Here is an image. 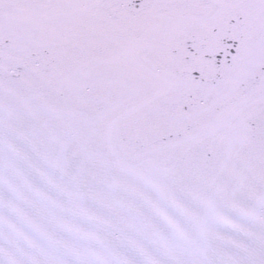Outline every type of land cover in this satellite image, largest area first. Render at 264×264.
<instances>
[{
	"label": "snow or ice",
	"instance_id": "obj_1",
	"mask_svg": "<svg viewBox=\"0 0 264 264\" xmlns=\"http://www.w3.org/2000/svg\"><path fill=\"white\" fill-rule=\"evenodd\" d=\"M0 264H264V0H0Z\"/></svg>",
	"mask_w": 264,
	"mask_h": 264
}]
</instances>
